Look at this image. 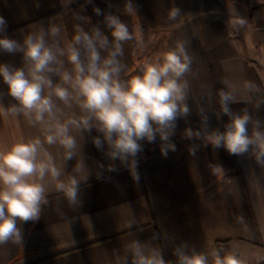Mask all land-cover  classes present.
<instances>
[{
    "label": "crops",
    "instance_id": "1",
    "mask_svg": "<svg viewBox=\"0 0 264 264\" xmlns=\"http://www.w3.org/2000/svg\"><path fill=\"white\" fill-rule=\"evenodd\" d=\"M132 3L136 14L130 16L123 10L125 0H0V17L6 21L0 36L21 43L29 32L53 23L61 27L65 43L76 25L85 31L98 27L111 40L104 14L119 16L142 42L134 38L124 45L126 79L142 74L146 62L177 40H187L193 56L187 100L191 114L176 121L170 137L175 150L166 156L161 147L148 156L141 150L135 157L137 180L126 163L107 157V146L100 150L92 143L100 135L96 129L84 132L80 159L87 179L80 185L78 205L70 206L62 193L50 190L39 219L18 221L22 243L0 245V264H116L115 256L123 255V246L135 239L158 246L171 264H176L174 248L182 243L196 251L233 253L243 264H264V165L251 149L234 155L184 135L186 128L201 129L198 107L205 109L207 130L223 131L229 118L220 112V89L231 91L238 101L230 104L234 112L247 110L264 122V0ZM173 6L182 16L169 21ZM239 19L246 23L235 24ZM0 63L21 67L23 54L0 51ZM0 103H16L2 79ZM57 103L68 116L79 115L76 105ZM37 135L23 116L0 117V147ZM50 150L57 154L56 148ZM75 164V158L68 160L66 171ZM214 165L223 172L214 174Z\"/></svg>",
    "mask_w": 264,
    "mask_h": 264
},
{
    "label": "clouds",
    "instance_id": "2",
    "mask_svg": "<svg viewBox=\"0 0 264 264\" xmlns=\"http://www.w3.org/2000/svg\"><path fill=\"white\" fill-rule=\"evenodd\" d=\"M123 10L130 16L136 14L132 0H125ZM94 12L102 14L99 8ZM181 16L178 7L168 10L169 21ZM104 22L111 40L98 27L85 31L76 25L71 40L65 43L62 29L55 23L29 32L22 43L0 36V51L23 54L21 67L0 63V79L16 101L8 107L0 103V117L23 116L39 131L35 137L0 147V245L22 243L18 221L39 219L50 190L62 193L70 206L78 205L80 185L87 179L80 159L84 132L96 129L100 135L92 143L100 150L107 146V157L126 163L137 180L135 157L142 150L141 141L154 142L159 136L162 155L175 150L170 137L176 121L191 114L187 100L193 56L188 41H175L168 51L146 62L142 74L126 79L124 45L134 38L140 42L139 38L117 15L104 14ZM234 23L242 26L246 22L239 19ZM5 30L6 21L0 17V33ZM218 97L220 112L229 118L223 131L207 130L205 109L198 107L201 129L186 128L185 137L200 138L234 155L251 149L257 163L264 165V122L253 119L247 110L234 112L230 104L238 101L231 91L220 89ZM58 101L66 108L76 105L79 115L68 116ZM53 148L57 149L55 155ZM74 158L76 164L67 172L66 162ZM211 167L216 175L223 172L218 165ZM109 170H113L111 165ZM238 219L243 221V217ZM123 249V255L115 256L116 264H171L158 246L147 242L135 239ZM173 251L176 264H243L237 255H222L215 248L196 251L182 243Z\"/></svg>",
    "mask_w": 264,
    "mask_h": 264
},
{
    "label": "trees",
    "instance_id": "3",
    "mask_svg": "<svg viewBox=\"0 0 264 264\" xmlns=\"http://www.w3.org/2000/svg\"><path fill=\"white\" fill-rule=\"evenodd\" d=\"M242 1H245V0H242ZM250 9H252V7ZM162 143L163 142L160 140L159 136L156 137L154 142H142L141 147H142L143 155L148 156V155L152 154L159 147H161Z\"/></svg>",
    "mask_w": 264,
    "mask_h": 264
}]
</instances>
